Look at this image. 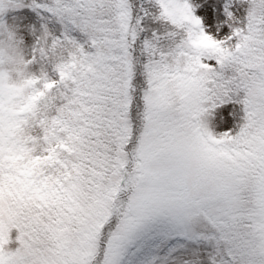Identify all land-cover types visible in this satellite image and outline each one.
Instances as JSON below:
<instances>
[{"label":"snow or ice","instance_id":"1","mask_svg":"<svg viewBox=\"0 0 264 264\" xmlns=\"http://www.w3.org/2000/svg\"><path fill=\"white\" fill-rule=\"evenodd\" d=\"M0 264H264V0H0Z\"/></svg>","mask_w":264,"mask_h":264}]
</instances>
